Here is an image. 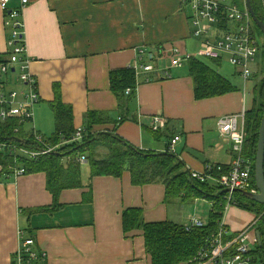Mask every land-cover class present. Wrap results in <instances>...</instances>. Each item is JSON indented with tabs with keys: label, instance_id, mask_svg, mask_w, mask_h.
<instances>
[{
	"label": "crops",
	"instance_id": "1",
	"mask_svg": "<svg viewBox=\"0 0 264 264\" xmlns=\"http://www.w3.org/2000/svg\"><path fill=\"white\" fill-rule=\"evenodd\" d=\"M21 6L22 0H10L6 9L0 3L1 55L9 51L11 35L5 20L9 11ZM188 12L183 0H29L22 18L31 70L41 97L33 126L41 133L55 131L50 102L59 85L63 101L73 106L76 129L86 125L89 111L108 112L113 122L95 126L94 131L117 126L118 135L151 152H166L171 139L180 135L174 153L190 172L204 170L208 164H231L236 156L233 144L222 136L218 121L244 109L252 110L258 81L253 77L245 81L227 58L224 60L232 65L224 70L227 74L201 60L227 77L237 90L197 99L186 62L171 67L169 77L142 72L130 116L120 122L111 72L146 62L169 67L170 51L175 47L196 55L201 39L193 36ZM222 61L212 62L218 66ZM155 115L167 121L158 134L151 126ZM245 159L253 164L250 158ZM82 181L84 187L61 192L62 208L31 213L30 209L54 202L46 173L0 180V264H12L21 244L20 230L26 236L33 235L36 248L47 253L41 264H151L143 232L124 231L126 209L143 208L147 222L171 220L180 224L194 215L191 211L195 208L204 209L200 217L206 221L214 209V200L206 196L167 205L163 184L135 186L129 171L122 177L90 180L88 167L82 170ZM90 183L93 202L84 201ZM254 218V213L236 205L224 217L233 233L244 230Z\"/></svg>",
	"mask_w": 264,
	"mask_h": 264
},
{
	"label": "trees",
	"instance_id": "2",
	"mask_svg": "<svg viewBox=\"0 0 264 264\" xmlns=\"http://www.w3.org/2000/svg\"><path fill=\"white\" fill-rule=\"evenodd\" d=\"M234 2L242 10L246 9L244 0H234ZM252 3L257 15L264 22V0H252ZM253 24L262 33L254 21ZM262 35L264 37L263 33ZM201 59V57H192L187 61L190 75L194 79L197 99L223 95L237 90V87L227 77ZM212 61L220 60L212 59ZM7 62H9V52L0 54V64ZM2 82L4 84L2 90L7 93L11 82L9 80L5 82L2 80ZM139 82L140 77L136 75V70L132 67H124L111 72L110 85L119 102L122 116L120 122L130 116L131 107L136 102ZM128 89H130L129 92ZM50 105L55 117V131L51 136L43 135L34 126L27 129L26 126L32 124L34 118L11 117L6 120L0 118V144H6L3 149H0V163L5 166L4 170L0 171V180L6 178L7 175L10 176V165L25 167L26 173H46L47 188L52 193L54 202L51 206L37 207L29 211L36 213L58 210L62 208L60 195L63 190L84 187L82 164L78 162V159L81 155H86L87 165L90 168V180L97 176L122 177L126 171H129L135 186L163 184L165 186L164 202L167 205L175 201H191L197 197L206 196L214 200V209L210 212L205 226L191 230H187L184 224L171 220L147 222L141 207H131L123 213V227L126 234L135 230L143 232L151 264H198L195 258L203 248L210 245L213 236L220 229L226 205L223 190L193 179L186 164L175 153L151 152L135 147L116 133L117 126L113 129L108 127L105 130L94 131L95 126L108 125L113 122L114 119L108 112L89 111L86 115L83 140L70 142L76 132L74 111L71 104L63 101L59 85L55 86V98ZM263 115L264 77L255 87V106L246 112L245 120L249 135L246 144L249 147L245 151L244 146V156L253 162L251 184L254 188H257L254 175L255 159ZM160 131L162 130L155 131V133L158 134ZM37 134L45 137L46 141L52 145H60L58 151L32 161L11 150L10 144L19 147H42V144L36 140ZM224 166L226 170L229 169V164ZM88 187L90 190L85 194L84 201L93 202L92 183ZM216 190H218L217 195ZM233 200L236 206L254 213V220L259 218L258 229L262 232L263 244L261 246L258 244L252 254L256 264H264V204L250 200L240 191L233 193ZM17 258L15 254L12 264H19ZM24 258L23 264H41L42 262H29L26 255Z\"/></svg>",
	"mask_w": 264,
	"mask_h": 264
},
{
	"label": "built area",
	"instance_id": "3",
	"mask_svg": "<svg viewBox=\"0 0 264 264\" xmlns=\"http://www.w3.org/2000/svg\"><path fill=\"white\" fill-rule=\"evenodd\" d=\"M9 2L10 0H0L1 6L5 9ZM28 2L29 0H22V6L9 11L5 20L11 35L8 40L9 62L0 64V118L2 120L11 117L34 118L35 108L41 98L38 91V80L31 70L32 57L26 45L25 25L22 18L24 7ZM183 4L189 11L193 36L201 39L196 55L184 53L180 48L175 47L170 51L169 67L159 68L151 62L135 63L131 67L136 70V75L140 77L142 72L147 74L160 72L165 77H169L171 67H181L192 57L199 56L218 60L227 58L243 79L248 81L254 73L253 65L260 50L249 11L239 8L234 0H183ZM2 80L4 82L9 80L14 85L8 89L7 93L2 90L4 86ZM150 80L152 79H147V81ZM245 120L246 110L244 109L241 112L221 117L218 121L222 136L231 141L233 152L236 155L229 164L228 170L225 169L224 164H208L204 170L191 172L193 179L201 183L211 184L213 181L222 190H231L225 196L228 206L225 208L224 217L232 206L234 190L257 192V188L252 187L251 184L252 164L244 156V146L248 136ZM166 124L165 117L155 115L152 118L151 126L154 131L161 130ZM84 136V127H79L70 142L81 141ZM36 140L42 144V147H19L15 144H10V147L12 151L32 161L52 154L60 147V145L50 144L40 134L36 135ZM180 140V135L173 137L167 151L174 153ZM4 145L6 144H0V149H3ZM78 162L82 165L87 164V156L81 155ZM4 168L5 166L0 163V171ZM9 169L10 176L19 177L26 174L25 167L10 165ZM224 217L210 245L203 248L195 258L198 264H256L252 253L258 246L259 218L252 221L244 230L233 233ZM206 224L207 221L204 218L192 215L184 225L187 230H191ZM20 236L21 244L16 252L19 264L24 263L25 255L32 263L43 261L46 258L47 253L36 248L35 238L26 236L23 230H20Z\"/></svg>",
	"mask_w": 264,
	"mask_h": 264
},
{
	"label": "water",
	"instance_id": "4",
	"mask_svg": "<svg viewBox=\"0 0 264 264\" xmlns=\"http://www.w3.org/2000/svg\"><path fill=\"white\" fill-rule=\"evenodd\" d=\"M246 9L249 11L253 21L258 28L264 34V22L257 15L252 0H245ZM255 180L257 185V192H251L248 190H234V192L240 191L246 195L247 198L257 203L264 204V115L259 129L258 148L255 159ZM230 189H224L223 193L230 192ZM258 244H263V237L261 230H257Z\"/></svg>",
	"mask_w": 264,
	"mask_h": 264
},
{
	"label": "rangeland",
	"instance_id": "5",
	"mask_svg": "<svg viewBox=\"0 0 264 264\" xmlns=\"http://www.w3.org/2000/svg\"><path fill=\"white\" fill-rule=\"evenodd\" d=\"M237 1V0H236ZM244 2H245V0H244ZM255 28V31H256V38H257V40H258V42H259V45H260V50H259V53H258V55H257V57H256V61H255V63H254V65H253V67H254V69H256V70H254V73H253V75H252V77L253 78H256L257 79V81L259 82L260 80H261V78L262 77H264V37H263V35H262V33L258 30V29H256V27H254ZM9 31H10V28H9ZM197 57H199V56H197ZM203 60L205 59L207 62H209V63H212L215 67H217V69H219V70H222V72L223 73H225V74H227V72H224V70L227 68V67H230V68H232V65L227 61V60H223L222 61V63H221V65H215L213 62H212V59H210V58H207V57H201ZM169 59V58H168ZM164 61V60H163ZM230 77H232L233 78V76L230 74ZM251 77V78H252ZM27 127V129H30V128H32L33 127V122H32V124H29V125H27L26 126ZM54 130H55V128H54ZM44 133V134H43ZM54 133V131L51 133V131H48V132H45V131H43L42 132V134L43 135H47V136H51L52 134ZM172 140V139H171ZM84 165H86V164H84ZM89 166L88 165H86V166H84L83 168H82V170L83 171H85V170H87V168H88ZM211 186H213V187H218V189H220V190H222L221 188H219V185L217 184V183H215V182H211ZM219 190V191H220ZM216 195L218 194V190H216ZM226 199V198H225ZM235 200H233V202H234ZM226 202V205H225V208H226V206H228V202L227 201H225ZM232 202V205H235L234 203ZM203 210L204 209H199V208H195L194 209V211H191V213L192 214H194V215H202V212H203ZM256 262V261H255Z\"/></svg>",
	"mask_w": 264,
	"mask_h": 264
}]
</instances>
